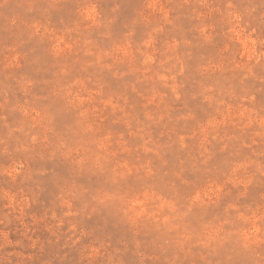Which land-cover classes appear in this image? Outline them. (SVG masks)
<instances>
[{
	"label": "rangeland",
	"instance_id": "374dc122",
	"mask_svg": "<svg viewBox=\"0 0 264 264\" xmlns=\"http://www.w3.org/2000/svg\"><path fill=\"white\" fill-rule=\"evenodd\" d=\"M0 264H264V0H0Z\"/></svg>",
	"mask_w": 264,
	"mask_h": 264
}]
</instances>
